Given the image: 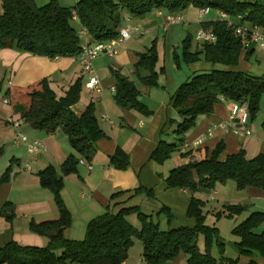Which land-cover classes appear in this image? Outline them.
<instances>
[{"label":"trees","instance_id":"1","mask_svg":"<svg viewBox=\"0 0 264 264\" xmlns=\"http://www.w3.org/2000/svg\"><path fill=\"white\" fill-rule=\"evenodd\" d=\"M0 2V49L16 48L34 56L53 59L79 56L84 44L116 39L126 14L142 18L157 10L179 14L191 7H209L224 12L229 17L244 16L247 25L264 27V0H80L72 9L61 7L56 0H50L43 6L35 5L36 15L21 0ZM75 22L80 25V30L74 27ZM201 26L205 29L211 28L216 40L198 44L192 50L193 40L188 37L182 42L181 57L174 54L176 65L180 66V61L184 64L204 61L228 70L212 69L196 74L178 87L172 97L176 119L169 122L172 127L170 132L161 133L164 137L160 139L150 160L156 166H162L175 154L187 159V163L173 168L165 177L164 182L168 189L191 192L200 188L213 190L218 184L231 180L239 190L247 187L264 190V156L248 160L244 151H240L221 162L219 157L224 151L223 144H218L209 158L201 159L195 158V151L183 148L185 138L195 128L197 119L210 115L213 106L218 102L226 100L246 103L248 123H253L264 100V77L230 70L238 65L243 51L232 29L222 20L202 23ZM82 31L86 32L89 43H84L85 36ZM252 52L250 47L245 59ZM157 61L158 55L154 47L139 55L135 65L136 73L139 76L141 74V80L147 85H156ZM115 76V103L122 110H136L150 115L139 101V91L134 83L120 73ZM81 89L82 83L78 80L64 96L58 97L47 80H39L28 88H11L6 95L10 97L9 103L13 112L21 120L47 134L62 131L68 137L71 148L81 157L91 160L95 153V143L104 134L98 125L92 104L80 115L71 110L79 101ZM245 127L246 125H242V128ZM166 137H170L169 140ZM77 165V159L70 156L60 167L62 176L75 173ZM109 166L125 171L129 167L128 155L118 147L109 159ZM62 176L52 167L38 174L41 186L52 192L60 213L58 220L31 225L35 234L48 239L47 246L27 247L9 242L0 248V264H121L127 259L135 241L141 243L142 257L147 264H166L180 254L185 255L186 264H237V260L222 257L224 244L218 230L205 225L204 203L194 198L186 214L187 218L195 221L193 228L161 230L159 223L142 212L139 206H129L116 212H106L91 220L83 240L66 239L63 232L70 226L71 216L60 195L63 189ZM6 181L7 177H3L0 185ZM128 193H132L130 198L145 195L154 199L153 192L143 188ZM123 194L124 192L114 194L111 201ZM118 205L119 203L114 202L112 206ZM8 207H11L10 203L4 205L1 215L6 214ZM244 209L241 206H229L225 210L226 217L239 215ZM159 214H164L168 225L172 223L173 216L167 208L162 207ZM131 215L136 216L140 225L138 229L130 224L128 218ZM215 216L220 218L221 214ZM6 218L10 219L11 214L6 215ZM262 224L264 214L253 213L232 230V234L239 238V242L235 244L239 255H257L264 258V233H255ZM199 237L204 241L203 252L198 247ZM214 246L221 255L219 260L214 259L211 254Z\"/></svg>","mask_w":264,"mask_h":264},{"label":"crops","instance_id":"2","mask_svg":"<svg viewBox=\"0 0 264 264\" xmlns=\"http://www.w3.org/2000/svg\"><path fill=\"white\" fill-rule=\"evenodd\" d=\"M80 0H75L79 2ZM43 6L45 0H33ZM61 7L72 9V1L61 0ZM0 13L2 4L0 2ZM197 12V13H196ZM160 13V14H159ZM184 21L181 24L166 26V17L171 15L164 11H154L142 18L125 15L121 28L138 26L146 33L143 36L133 35L126 42L118 44L117 54L114 57L100 56L92 63L93 75L99 80L98 90H88L85 84L89 78L83 72V65L78 56L49 58L34 56L19 51L16 48L0 49V180L7 177V181L0 185V212L4 205L10 203L6 214L0 213V248L9 242L21 246L43 248L47 246L48 239L35 234L32 224L55 221L60 217L52 192L41 186L39 172L52 167L59 176H62L60 167L70 157L77 161V171L62 176L63 189L61 199L70 213L71 224L65 229L63 235L66 239L80 241L84 239L88 223L109 212L113 203L115 211L128 207L132 201H141L146 214L164 226V230L179 227L195 226L193 219L187 218V209L191 200L197 199L204 203L203 213L205 225L216 228L224 244L222 257L237 260V264H264V258L257 255L251 257L241 256L235 246L239 238L232 234V230L244 222L253 213L264 214V190L247 187L239 190L234 181L218 184L213 190L198 189L191 192L183 189H168L164 180L170 170L184 163L175 154L171 160L162 166H156L150 160L151 154L164 135L162 132L171 131L169 122L176 119L173 110L172 97L180 85L200 72H209L211 67L201 62L176 65L174 54L181 57V45L188 37L198 43L195 35L200 29L204 19L199 18V9L195 12L187 9L181 13ZM209 16V15H208ZM214 17L208 22L217 21ZM195 33H191V30ZM84 43H89L84 37ZM154 47L157 51L158 73L156 85H147L136 73L135 65L139 55ZM253 52L254 46L251 47ZM251 53V55L253 54ZM242 52L239 63L230 69L247 73L251 65L245 63ZM250 55V56H251ZM243 61V62H242ZM228 70V68H220ZM120 73L134 83L139 91V101L145 106L150 115H144L136 110H122L114 100L117 79L115 74ZM264 77V74H262ZM39 80H47L50 88L58 97L64 96L67 90L81 80L82 89L79 101L71 108L80 115L84 109L92 104L95 117L104 137L95 143V153L91 160L77 154L70 146L68 137L60 130L53 134L34 129L21 120L12 110L6 92L11 88H28ZM234 103L222 100L213 106L208 116L197 119L194 129L189 131L185 138L183 148L195 151L196 159L209 158L218 144L224 145V151L219 161L224 162L228 156L244 151L248 160L264 156V117L248 123L245 128L237 119H232L231 110ZM237 120V121H236ZM11 121H17L15 127ZM238 127H241L237 130ZM248 130L250 133H243ZM20 135L27 138L24 143ZM168 138V139H167ZM170 137H166L169 140ZM39 141L45 145V150L36 154L28 152V145ZM121 148L129 157V167L119 171L109 166V159L117 148ZM92 166L89 170L80 162ZM143 188L151 190L154 199L145 195H131L134 190ZM124 192L111 201V197ZM138 206V205H137ZM229 206L244 207V211L233 217H226V208ZM162 207L167 208L173 221L167 224L164 214H159ZM111 212V211H110ZM221 214L217 218L216 214ZM11 214L7 219L6 215ZM264 233V224L256 231ZM198 247L204 251L202 237L198 239ZM142 245L136 244L128 252L127 259L121 264H147L142 257ZM212 256L219 260L220 254L216 246L213 247ZM166 264H186V257L180 254L176 259Z\"/></svg>","mask_w":264,"mask_h":264},{"label":"built area","instance_id":"3","mask_svg":"<svg viewBox=\"0 0 264 264\" xmlns=\"http://www.w3.org/2000/svg\"><path fill=\"white\" fill-rule=\"evenodd\" d=\"M212 13V9L209 7L199 9V18L204 19L206 16ZM160 14V13H159ZM220 20L225 21L227 26L232 29L235 36L239 39L243 51L247 52L250 47L258 43H264V27L250 26L244 22V16L238 15L235 17H229L224 12H219ZM184 18L181 13L171 14L166 17V26L176 25L183 23ZM146 32L140 30L138 26L127 25L119 30V35L116 39L109 41L98 42L94 44H84L81 47L79 60L83 65V72L89 76L85 87L88 90H98L99 80L93 75L92 63L100 56L114 57L117 54V47L119 43L126 42L132 38L133 35L143 36ZM82 34L86 36V32L82 31ZM196 42L200 45L203 43H212L216 40V37L211 28L205 29L202 26L195 35ZM5 104H8V100H4ZM232 119H237L240 124H248V110L246 103H234L231 110ZM15 127L18 126L17 121H11ZM243 133L249 134L248 130H244ZM20 140L24 143L27 142V138L20 135ZM45 145L42 142L35 141L28 145V152L36 154L45 150ZM81 164L85 165L89 170L92 166L81 161Z\"/></svg>","mask_w":264,"mask_h":264},{"label":"rangeland","instance_id":"4","mask_svg":"<svg viewBox=\"0 0 264 264\" xmlns=\"http://www.w3.org/2000/svg\"><path fill=\"white\" fill-rule=\"evenodd\" d=\"M47 3L50 1V0H45ZM59 4H60V1L61 0H56ZM72 1V4H71V7L75 6L76 5V2L75 0H70ZM37 5H40L38 2H37ZM61 5V4H60ZM1 9V8H0ZM190 11L192 12H195L196 8L194 7H191L189 8ZM197 13V12H196ZM214 17H217L219 18L220 20V15H219V11L218 10H215V9H212V13L209 15V16H206L205 17V22H208L210 21L212 18ZM74 27L77 29V30H80V25L75 22L73 23ZM191 30V29H190ZM191 33H195L191 30ZM196 47V44H195V41L193 40V47H192V50H194ZM254 49L255 51L253 52V54L248 58L246 59L244 62L245 63H248L251 65V68L249 70V73L250 75L252 76H257V77H262V74H264V43H258L256 45H254ZM202 64H206L207 66L211 67V69H220L222 68V66H219V65H216V66H212L204 61H200ZM243 62V61H242ZM200 73H203V72H200ZM261 117H264V100H262L261 102V111L257 117V119L261 118ZM139 206L141 208V201L139 200H135V201H132L130 202L129 206ZM128 206V207H129ZM142 212H145L143 207H142ZM111 212H116L114 210V206L111 207L110 209ZM130 224L132 226H134L135 228H139V222L138 220L136 219V216L135 215H131L129 218H128ZM155 221V220H154ZM161 230H164V226L162 225L160 227ZM136 244H139L138 241H135Z\"/></svg>","mask_w":264,"mask_h":264},{"label":"water","instance_id":"5","mask_svg":"<svg viewBox=\"0 0 264 264\" xmlns=\"http://www.w3.org/2000/svg\"><path fill=\"white\" fill-rule=\"evenodd\" d=\"M21 2L30 10L34 15L37 14L36 6L33 0H21Z\"/></svg>","mask_w":264,"mask_h":264}]
</instances>
